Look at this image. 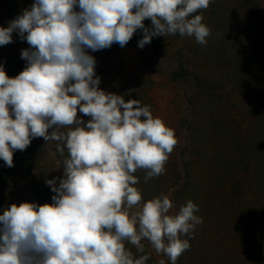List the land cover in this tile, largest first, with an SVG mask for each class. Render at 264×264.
Segmentation results:
<instances>
[{"label":"clouds","instance_id":"1","mask_svg":"<svg viewBox=\"0 0 264 264\" xmlns=\"http://www.w3.org/2000/svg\"><path fill=\"white\" fill-rule=\"evenodd\" d=\"M211 2L34 0L0 27V46L12 43L14 32L29 45L17 76L0 64V160L13 167L15 151L43 138L55 142L63 168L62 178L45 180L52 203L3 210L0 264H146L148 254L137 257L128 247L145 253L144 241L177 264L190 250L203 223L197 204L188 200L173 211L170 195L143 201L135 187L138 170L145 183L164 174L178 143L174 130L150 105L101 89L89 50L124 47L137 30L141 49L177 33L206 45L211 29L197 13Z\"/></svg>","mask_w":264,"mask_h":264},{"label":"trees","instance_id":"2","mask_svg":"<svg viewBox=\"0 0 264 264\" xmlns=\"http://www.w3.org/2000/svg\"><path fill=\"white\" fill-rule=\"evenodd\" d=\"M33 2L0 0V27H6ZM197 14L203 15L211 32H222L224 40L232 42L224 53L229 50L238 66L220 67L222 72L208 78L180 65L174 79L194 75V82H210L213 90L208 93L202 87L190 99L191 114L186 121L190 143L182 154L180 168L169 158L164 174L147 183L144 172L138 170L135 187L141 190L143 201L167 194L174 187L176 211L188 200L197 204V215L203 223L196 227L190 250L178 258L177 264H264V0H212ZM144 23L150 26V20ZM142 37V31L137 30L128 44L138 45ZM174 38L182 37L177 33ZM186 41V51L196 54V60L207 59L216 46L211 39L206 45L197 44L194 37ZM147 45L154 47L155 55L162 53L154 37ZM218 47L212 55L218 53ZM3 55L12 77L26 67L18 52L4 51ZM252 61L258 63L257 77L251 74ZM147 82L134 72L123 77L112 93L123 95L125 101L139 99L145 105L150 97L148 89L141 88ZM252 90L257 91L254 100L248 95ZM144 243L145 253L128 247L137 257L148 254L146 264H154L147 241Z\"/></svg>","mask_w":264,"mask_h":264},{"label":"rangeland","instance_id":"3","mask_svg":"<svg viewBox=\"0 0 264 264\" xmlns=\"http://www.w3.org/2000/svg\"><path fill=\"white\" fill-rule=\"evenodd\" d=\"M149 25V27L152 26L151 21ZM154 38L162 48V53L159 56L155 55L154 47L149 45H145L141 49L134 44L120 47L116 43L108 49L96 52L89 50V54L96 59L95 71L101 79L99 87L106 92H112L122 82L123 77L134 72L142 75L148 81L141 88H147L150 97L145 105H150L153 115L160 117L167 126L174 130L178 143L169 158H172L176 162V167L180 168L182 154L190 143L186 126V121L191 114L190 99L195 92L202 90V87L211 93L213 86L210 82H194L192 79L194 75L191 78L187 75L180 79H174V74L179 71L180 65H183L184 70L185 68L190 72L197 70L199 74L209 78L216 72H222L220 67L224 70L238 65L230 56L229 50L226 51V54L224 53V48L228 45L231 46L232 42L228 39L224 40L222 32H211L208 40L211 39V43L216 46L212 48L213 51L209 53L210 55L208 54L209 56L205 60L203 58L196 60L194 59L196 54L192 55L186 51L188 44L186 36L179 40L175 39L174 35ZM28 47L27 42L21 41L15 32L13 33V42L0 47V56L3 59L0 64L5 66L9 77H12V73L7 67L8 62L3 58L5 57L4 51L9 54L17 52L21 54V51ZM217 47L218 53L212 55L211 53ZM231 53L233 52L231 51ZM237 58H242V54L239 53ZM193 64H195V69H192ZM24 65L27 66L26 61H24ZM251 65L253 68L251 74L257 77L258 63L252 61ZM245 93L242 97L245 96L244 98L247 100ZM248 95L254 100L257 91L252 90L248 92ZM78 116L85 121L90 119L79 112ZM239 120H244V118H239ZM45 143L43 138H36L32 140L31 145L25 151H15L14 166L11 168L5 166L4 161L0 160V215L3 214L6 207L13 203L19 204L25 201L38 204L52 203L51 198L55 193L46 185L45 180L63 177L62 157L55 151V142H49L46 145ZM58 183L59 180H57V185ZM167 194L170 195L174 204V187ZM173 211H176L175 206ZM148 249L153 256L154 264H159L160 260H164L167 264L166 256L157 254L149 244Z\"/></svg>","mask_w":264,"mask_h":264}]
</instances>
